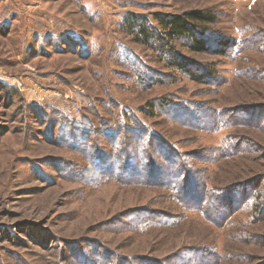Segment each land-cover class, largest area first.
I'll return each instance as SVG.
<instances>
[{
    "label": "rangeland",
    "instance_id": "374dc122",
    "mask_svg": "<svg viewBox=\"0 0 264 264\" xmlns=\"http://www.w3.org/2000/svg\"><path fill=\"white\" fill-rule=\"evenodd\" d=\"M0 264H264V0H0Z\"/></svg>",
    "mask_w": 264,
    "mask_h": 264
},
{
    "label": "trees",
    "instance_id": "16d2710c",
    "mask_svg": "<svg viewBox=\"0 0 264 264\" xmlns=\"http://www.w3.org/2000/svg\"><path fill=\"white\" fill-rule=\"evenodd\" d=\"M154 17L162 31L154 29L150 21L143 17H133L132 22H129V29H133L136 33L139 43L157 47L164 56H171L169 59H172V64L178 69L185 70L184 73L191 79L199 80L189 67L190 64H186L188 68H185L181 61L184 58L181 54H177L173 43L179 39L185 40L191 51L204 52L206 47L203 39H200V34L206 33L208 30L206 26L215 23V16L205 12L191 11L179 16L155 14Z\"/></svg>",
    "mask_w": 264,
    "mask_h": 264
}]
</instances>
